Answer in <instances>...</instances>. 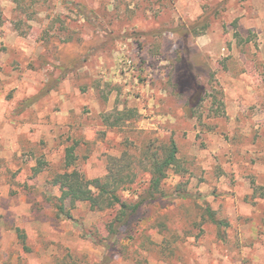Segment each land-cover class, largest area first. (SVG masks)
<instances>
[{"label":"rangeland","instance_id":"rangeland-1","mask_svg":"<svg viewBox=\"0 0 264 264\" xmlns=\"http://www.w3.org/2000/svg\"><path fill=\"white\" fill-rule=\"evenodd\" d=\"M27 5L0 0V264H264V0ZM170 138L183 165L171 195L116 233L117 208L58 213L67 147L88 179L125 155L133 202L144 148Z\"/></svg>","mask_w":264,"mask_h":264},{"label":"trees","instance_id":"trees-1","mask_svg":"<svg viewBox=\"0 0 264 264\" xmlns=\"http://www.w3.org/2000/svg\"><path fill=\"white\" fill-rule=\"evenodd\" d=\"M16 4V8H30L28 7V0H13ZM27 2V3H26ZM16 28L19 29V19L15 21ZM202 26V24H201ZM23 33V31H21ZM73 147L66 148L65 155V170L57 172L53 175L52 183L58 186L60 195L57 197L56 208L58 213H63L66 217H70V214L64 210L66 201L70 206L76 202H86L91 209L94 210H107L117 208L115 218L108 223L110 233H116V222L126 224L129 216L134 215L139 207L145 202H150L159 198L167 197L171 195L163 188V182L168 177L169 171H174L180 174L183 170L180 158L178 156V146L173 138H170L167 142L163 143L159 150L153 149L151 146L144 148L142 152L144 156V162L148 166L149 179L148 184L144 188L143 192L137 195L138 199L133 202L123 200L119 194L120 190L127 187L126 174L131 172L132 177L135 176V172L132 168V161L126 159L125 155L120 157H110L107 173L102 177H95L92 179L86 178L82 172L77 168L69 169L74 161ZM183 189L175 190L176 195H183ZM264 195V193H261ZM202 218L207 219L211 223L217 225L219 234H221V228L228 226V221L219 218L214 209L209 205L203 207ZM160 227H166L164 221H158ZM24 235L20 234L22 242L24 243ZM115 243L113 242V246ZM112 246V248H113ZM111 248V247H110ZM118 250H122V247H118ZM138 264H149L147 261L138 262Z\"/></svg>","mask_w":264,"mask_h":264}]
</instances>
